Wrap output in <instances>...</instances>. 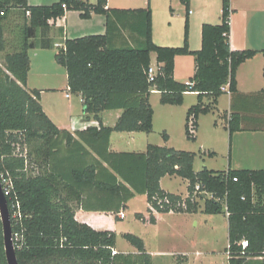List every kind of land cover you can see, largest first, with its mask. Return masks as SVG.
<instances>
[{"label": "trees", "instance_id": "obj_1", "mask_svg": "<svg viewBox=\"0 0 264 264\" xmlns=\"http://www.w3.org/2000/svg\"><path fill=\"white\" fill-rule=\"evenodd\" d=\"M183 3L188 16L189 0ZM67 11H78L84 20L93 14L106 18L104 35L65 39L55 57L67 72L68 89L81 96L85 117L100 124L75 134L59 129L42 107L41 92L27 88L29 52L52 47L49 22ZM230 14V1L223 0L221 23L204 24L201 49L191 51L188 18L183 46L154 43L150 6L120 10L108 8L107 0H60L50 6L0 0V178L11 181V195L6 196L11 217V206L20 205L19 221L11 218L13 233L23 238L16 248L19 264H154L140 237L123 234L137 253L114 254L116 233L96 231L76 220V208L88 209L92 195L101 198L102 210L119 213L136 195H146L151 224L156 223L152 208L162 214H224L228 264L264 259V170L204 167L196 172V153L157 145L142 153L110 150L113 132L152 133L153 91L169 106H181L185 94L197 93L185 125L187 139L195 141L199 117L216 110L219 98L228 93L224 87L237 93L238 68L258 53L231 48ZM123 30L129 32L130 43H119ZM153 54L158 70L150 81ZM178 55L195 58V74L187 83L174 78ZM260 94L264 96V87ZM115 110L123 111L115 126H103L102 114ZM223 117L230 137L241 130L240 116ZM162 136L168 140L166 132ZM166 176L187 180L188 196L162 190L160 181ZM135 216L144 220L141 214ZM0 264H8L1 217Z\"/></svg>", "mask_w": 264, "mask_h": 264}, {"label": "crops", "instance_id": "obj_2", "mask_svg": "<svg viewBox=\"0 0 264 264\" xmlns=\"http://www.w3.org/2000/svg\"><path fill=\"white\" fill-rule=\"evenodd\" d=\"M60 0H28L30 6H50ZM90 4H95L97 0H83ZM160 0H149L148 3L142 6H127L125 2L120 0H107V7L110 9L120 10H134V9H145L150 6L152 10V20L155 11V4H159ZM230 1V44L231 48L235 51H255L258 52L252 59L243 63L237 70V93L230 94L226 93L222 95L213 113L207 115H201L198 120V130L195 139V143L199 146L201 153L209 154V159L213 160L220 156H223V164L221 169H215L211 164H207L204 161L205 167L214 171H225L230 169L233 170H264V96L260 94L264 87V0H229ZM171 7L173 12L174 0H164ZM179 13L175 17L177 21L176 27L171 26L166 30L162 36L158 38L154 34L153 29V41L158 46L163 47H181L184 43V32H185V20L188 18L189 21V47L191 51H198L202 46V26L204 24L217 25L221 23L222 17V2L223 0H189V12L187 16V9L183 8V0H176ZM51 26L50 38L52 39L53 45L50 49H33L29 52L31 58V67L28 76L27 88L29 90H38L41 92V104L49 119L61 130H66L72 134L79 131H84L89 127L100 128V124L93 118L87 119L83 113L84 108L82 99L79 94L68 93V77L64 67L59 65L55 59L63 46L65 39H77L91 35H104L106 33V18L103 15L93 14L88 20H84L80 17L78 11H67L63 18L52 20L49 22ZM124 37H119V43H130L131 38L128 31H122ZM153 65L156 64V55H152ZM195 74V58L192 55H178L175 57V69L174 78L176 81L181 83H187L190 78ZM69 94V97H67ZM152 94H157L160 100V93L153 91ZM151 94V95H152ZM150 96V104L153 107ZM193 98V100H192ZM207 101V100H205ZM197 103V93H187L184 97V103L181 106L172 107L175 109L166 110L167 116H169V123L172 115H182V112H178V108L185 109L187 114L188 109ZM162 107H171L163 106ZM185 107V108H184ZM153 117V130L156 122V110L154 109ZM171 113H170V112ZM110 113H114L113 115ZM123 111H106L102 114V123L105 127H114L118 119L121 117ZM240 116L241 119V130L235 132L231 137L228 132L226 138L216 141L214 134L205 131L206 119L211 115L218 117L214 119L213 126L214 130L219 129L220 122H222L223 128L227 129V118H224V114L228 116L231 114ZM110 116V117H109ZM213 116V117H214ZM182 117V116H180ZM177 121V120H176ZM181 121V120H179ZM169 123L163 126L164 132L168 136V140H163V143H157L158 146L174 148L172 147V136L168 133ZM225 125V126H224ZM228 130V129H227ZM196 133V134H197ZM142 136L141 132L132 133H119L113 132L110 137V150L116 153L121 152H145L151 143L149 136ZM227 140V145H222ZM139 143V147L133 150H123L121 146L136 145ZM221 144V154H218L217 147ZM178 150V149H176ZM197 159V158H196ZM196 159L194 168L196 165ZM202 170V169H201ZM195 171L198 172L195 168ZM166 176L161 179L160 186L165 192L180 195L183 198L188 196V181L187 192L185 194H179L171 192L165 189L163 182ZM176 178V177H170ZM93 201L88 203V209L82 207L76 208L75 218L78 222L86 224L96 231H111L118 234V230L135 234L140 237L145 245V250L152 256L153 263L157 264V259L163 256L170 255L173 257L174 264H191L188 255L184 252L182 254L168 252L162 250L160 247L149 249L148 241L145 235L141 232L127 231L129 229H123L124 221L127 219L129 212L133 214H141L144 220L138 219V222L142 223L144 227L160 228L164 217L168 215H186L193 216L196 214L188 213H153L156 219L155 224L149 223L150 217L148 209L150 208L146 195H136L131 199L124 211L126 218L121 219L119 212L116 210L104 211L102 210L103 203L97 201V196H90ZM140 199L144 204V211L140 212L133 209L132 202ZM100 206V207H98ZM215 216V215H208ZM227 226H228V218ZM137 223V220H136ZM193 224L199 226L197 220H193ZM179 230L172 235H177ZM159 234H156L158 239ZM229 242V237H228ZM197 242H190V245L197 246ZM133 248V247H132ZM116 252H121L115 249ZM121 253H137V250L121 252ZM201 252H196L200 254ZM227 254V253H226ZM253 261V262H252ZM264 261L263 258L249 259L247 264H261ZM228 264V255L227 263Z\"/></svg>", "mask_w": 264, "mask_h": 264}, {"label": "rangeland", "instance_id": "obj_3", "mask_svg": "<svg viewBox=\"0 0 264 264\" xmlns=\"http://www.w3.org/2000/svg\"><path fill=\"white\" fill-rule=\"evenodd\" d=\"M126 3L127 6H142L146 3L135 2L131 0H120ZM173 3V12L170 10L171 7L164 0H160L159 4H155L153 14V29L154 34L158 38L163 35V33L168 30L171 26L176 27L177 21L172 18L173 15L175 17L179 13L178 3ZM183 8L186 10L185 5ZM151 101L154 109L156 110V122L154 126V130L151 134H147L141 132L142 136H146L147 134L151 143H163L164 140L162 133L164 132L163 126L169 123V116H167V111L172 110L178 106L171 107H162L160 103L159 96L157 94L151 95ZM193 100V98H192ZM196 103V102H195ZM168 106V105H163ZM152 107V108H153ZM185 108V107H184ZM167 110V111H166ZM178 112H182V115H172L171 121L168 125L169 130L168 133L172 136V147H175L178 150L193 152L196 153V165L195 168L197 170H201L205 167L204 161L207 164H211L215 169H221L223 166V156L215 158L213 160L209 159V154L201 153L199 146L193 141L188 140L186 137L185 125H186V114L185 109L182 108L177 109ZM170 112V111H169ZM171 113V112H170ZM114 114V113H110ZM182 116V117H180ZM211 115L206 119V127L205 131L210 132V134H214V138L216 141H220L223 138H226L228 135V130L223 128L222 122H220V127L217 131L213 128L214 119H218L217 115ZM110 117V116H109ZM177 120V121H176ZM181 120V121H179ZM225 126V125H224ZM227 133V135H226ZM198 135V133L196 134ZM227 145V140H223ZM158 146V145H157ZM224 146V147H225ZM139 147V143L136 145H122L121 149L129 151L133 149H137ZM224 149V148H223ZM221 144L218 145L217 151L218 154H221ZM165 189L179 194H185L187 192V183L184 179L180 177L176 178H166L163 182ZM133 209L143 212L144 204L140 199L132 202ZM224 214H219L215 216H208L201 212L197 213L193 216H186L182 214H178L175 216L168 215L164 217L162 223L160 224V228L158 229V233L156 228L144 227V225L138 222L135 214L129 212L127 219L124 221L123 229H129L127 231H135L141 232L145 235L148 241L149 249H154L155 247H160L164 251L174 252V253H186L191 261V264H226L227 263V254L226 248L228 246V226L227 219ZM137 220V223H136ZM193 220H197L199 226L193 224ZM179 230L177 235H172V233H176ZM125 230H118L117 234V249L121 252H126L132 250L134 247L131 246L128 241H126L123 237ZM128 233V232H127ZM133 234V233H132ZM156 234H159L158 239ZM135 235V234H134ZM138 236V235H137ZM197 242V246L190 245V242ZM133 247V248H132ZM201 252L200 254H196V252ZM173 257L170 255L163 256L162 258L157 259V264H174ZM253 262V261H252ZM263 264V263H261Z\"/></svg>", "mask_w": 264, "mask_h": 264}, {"label": "built area", "instance_id": "obj_4", "mask_svg": "<svg viewBox=\"0 0 264 264\" xmlns=\"http://www.w3.org/2000/svg\"><path fill=\"white\" fill-rule=\"evenodd\" d=\"M131 1L142 2V3H148L149 2V0H131ZM63 8L66 9V6H63ZM157 70H158L157 64H154V65L152 64L151 67L149 68L148 76H149V80L150 81H153L154 78L156 77ZM223 90H225V91H227L229 93L227 87H224ZM68 93H70V89H68ZM67 97H69V94H67ZM190 132L192 134L195 133L192 124H190ZM0 179H1L2 187H3V193H4L5 197L11 195V191H12L11 181L9 179H7L6 177H4V176H2ZM198 190H200L199 186L196 187V191H198ZM11 210L13 211L12 212L13 214H12V217L11 216L10 217L13 218V220L15 222H18L20 217H21L20 205L18 203L13 204L11 206ZM152 211L154 213H157L153 208H152ZM119 216H120L121 219H125L126 218V213L124 211H122V212L119 213ZM13 240H14L16 248H20L22 246L23 238L18 232L17 233H13ZM241 245H242L243 248H246L248 246V242L247 241H243L241 243ZM115 253H117V252L114 251V254Z\"/></svg>", "mask_w": 264, "mask_h": 264}, {"label": "water", "instance_id": "obj_5", "mask_svg": "<svg viewBox=\"0 0 264 264\" xmlns=\"http://www.w3.org/2000/svg\"><path fill=\"white\" fill-rule=\"evenodd\" d=\"M0 217L3 226L5 254L8 264H19L16 254V247L13 240V231L7 199L3 193L0 179Z\"/></svg>", "mask_w": 264, "mask_h": 264}]
</instances>
